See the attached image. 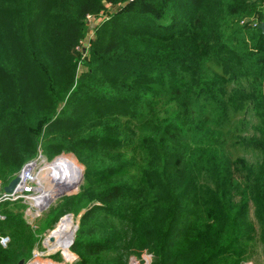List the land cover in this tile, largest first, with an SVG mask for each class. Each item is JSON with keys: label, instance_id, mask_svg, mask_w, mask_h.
Listing matches in <instances>:
<instances>
[{"label": "trees", "instance_id": "16d2710c", "mask_svg": "<svg viewBox=\"0 0 264 264\" xmlns=\"http://www.w3.org/2000/svg\"><path fill=\"white\" fill-rule=\"evenodd\" d=\"M263 22L264 0H0V183L39 152L84 166L46 218L79 216L70 264L264 260ZM250 104L234 170L220 126ZM26 206L0 202V264L41 240Z\"/></svg>", "mask_w": 264, "mask_h": 264}, {"label": "rangeland", "instance_id": "374dc122", "mask_svg": "<svg viewBox=\"0 0 264 264\" xmlns=\"http://www.w3.org/2000/svg\"><path fill=\"white\" fill-rule=\"evenodd\" d=\"M114 8L115 7H113V9ZM119 8H117V9H119ZM106 16L109 17V15H106ZM89 21L94 22L95 20H93L91 18ZM96 24L99 25L100 23L96 22ZM94 34H95V31L93 30V32H91L88 35V37H92V36H94ZM86 42H87L86 40L82 42V44H81L82 48H85V46H87ZM201 103L206 108H208V110L210 112H213L212 104L208 99L202 100ZM251 109H252L251 104L246 105L240 109L235 108L233 110V108H232L230 110L231 114L228 118V121L223 123L220 126L223 129V131L225 132V137L227 140L226 141V147H227L228 153L230 154V157L234 161V170H238L239 162L242 160L253 161L254 156L256 154L255 152H253V150H251V148L248 146V144L244 140V138H247L246 136L248 135V133L251 130V121H252L251 115H253V113L251 112L252 111ZM218 117H224V116L220 114L216 117V120H218ZM39 153H41V152H39ZM52 158L53 159H51L49 161L46 158V160L48 162V163H46L48 165L47 167L51 168L54 165H56L57 163H69L73 168L70 181H72L76 178V176L79 172H78V169L75 166L74 161H73V159H74L76 162H78L75 157H72L71 154H68V153H60V154L53 156ZM41 160L37 159L34 163L35 167H36V169H35L36 173H40L41 168L44 167V163L42 164ZM81 167H82V169L84 168L83 165H81ZM44 174H45L44 176L46 178V176H48L47 175L48 173H44ZM36 178L38 179V176ZM61 180H64V182H66V180L64 178H62ZM39 187L41 188L40 190H42L41 191L42 194L39 193L37 190ZM52 187H53V182H51V179H44L41 183L34 180V182L31 183L32 189L29 191H26V193L33 194L37 191L40 195H42L41 199H37L38 204H40L44 200V194H43L44 190L50 189ZM0 193H1V188H0ZM38 198H40V196ZM57 200H58V198L55 199L49 205V207H47L45 210H43V211L38 210V211H40L39 213L37 212V208L32 209L31 213L27 212V210L29 208V204L24 201L27 204V206H26L27 208H26L25 213H24V217L26 218L27 222L29 224H31V226L34 229L42 231L41 240H40V242H38L36 244V246L32 252L31 258L33 257L35 252L43 253V256L42 257H40V256L36 257V259L32 260L33 262L36 260H49L53 264H70L74 261V260L73 261L69 260V258L67 256H65L64 251L62 252V251L50 250L48 246L43 244L44 240L46 239V236H48L50 234V232L56 228V226L60 222L61 218H63L64 216H70L74 220L76 225L79 222V216H75L73 213H68V214H65L63 217H61L58 222H56V224L52 230L47 229L46 228L47 215L50 213V208L52 206H56ZM35 214H39V215L33 216ZM70 250H71V247H70ZM257 250H258L257 254H255V256L251 260H247L243 264H264L262 253L259 251V249H257ZM73 255L77 257V255L75 253H73ZM131 262H134L135 264H150L152 262V255L147 253V252L142 253L141 257L132 255L127 264H130Z\"/></svg>", "mask_w": 264, "mask_h": 264}, {"label": "bare ground", "instance_id": "6f19581e", "mask_svg": "<svg viewBox=\"0 0 264 264\" xmlns=\"http://www.w3.org/2000/svg\"><path fill=\"white\" fill-rule=\"evenodd\" d=\"M47 166L48 165L45 164L44 167L41 168L40 173H37L38 179L37 178L34 179L39 183H41L44 179H51V182H53L52 188L44 190L43 193L44 200L49 194H51L56 189L54 187L55 179L64 178L66 180V183L68 184L69 182H71L70 179L73 171V168L69 163H57L54 167L51 168ZM30 168H28L27 171H30ZM44 173H48L47 175L49 177L46 176L45 178ZM62 181L64 182V180ZM39 196L40 198H38ZM41 198L42 195H36L34 197V202L38 204L37 199H41ZM77 229H78V224L76 225L74 220L70 216H64L63 218H61L56 228L53 229L48 236H46V239L44 240V244L48 246L50 250L60 251L63 249H67L71 247V242L72 240L75 239L74 236H76ZM51 236L54 238L53 241H50ZM30 264H53V263L49 260H36L34 262L32 261Z\"/></svg>", "mask_w": 264, "mask_h": 264}, {"label": "built area", "instance_id": "2783aa9c", "mask_svg": "<svg viewBox=\"0 0 264 264\" xmlns=\"http://www.w3.org/2000/svg\"><path fill=\"white\" fill-rule=\"evenodd\" d=\"M38 160H41V163L44 165L47 162L45 156L40 153L38 155ZM31 160L29 162H27L24 167L22 168V170L20 171L21 172V180H20V183L16 189V191L14 193H11V194H7L5 193L3 190H2V184L0 183V188H1V193H0V202H3V201H17L19 199H22L23 201H25L26 203L29 204V208L27 210V212H32V209L34 208H37L36 207V204L34 202V197L36 195H40L39 193L41 192H35L33 194H28L26 193V191H29L31 190V183L34 182V179L37 177V173L35 172V161L37 160ZM31 167V168H30ZM30 168V171H27V169ZM28 172V173H27ZM40 188V187H39ZM38 190V189H37ZM37 212L39 213L40 211H38L37 209ZM39 214H35L33 216H38ZM4 216L0 213V219H2ZM10 243V237L8 235H1L0 234V244L4 247H6L8 244ZM44 244V242H43ZM42 257L43 256V253H40V252H35V254L33 255L32 258H30L29 260L26 261V264H30L32 260L36 259V257Z\"/></svg>", "mask_w": 264, "mask_h": 264}, {"label": "water", "instance_id": "95a60500", "mask_svg": "<svg viewBox=\"0 0 264 264\" xmlns=\"http://www.w3.org/2000/svg\"><path fill=\"white\" fill-rule=\"evenodd\" d=\"M260 29L264 33V22L259 25ZM72 157H75L73 154H71ZM83 171L84 168L79 171L76 178L69 182L68 184L66 182H63L61 179L56 178L54 187L56 188L51 194H49L44 201H42L40 204H36V207L38 210L43 211L49 205L57 198L66 196V195H72L78 192L79 187L83 180ZM21 180V172H19L16 176H14L7 184L2 186V190L7 193L11 194L14 193L20 183ZM41 188H38V191L41 192ZM54 238L51 236L50 241H53ZM75 240V239H74ZM74 240L71 242V246L74 243ZM76 256L72 257V261L75 260ZM17 264H26V260L20 259Z\"/></svg>", "mask_w": 264, "mask_h": 264}, {"label": "flooded vegetation", "instance_id": "af4514ba", "mask_svg": "<svg viewBox=\"0 0 264 264\" xmlns=\"http://www.w3.org/2000/svg\"><path fill=\"white\" fill-rule=\"evenodd\" d=\"M54 166H55V165H54ZM54 166H53V167H54Z\"/></svg>", "mask_w": 264, "mask_h": 264}]
</instances>
